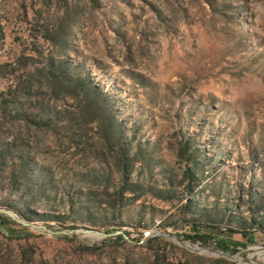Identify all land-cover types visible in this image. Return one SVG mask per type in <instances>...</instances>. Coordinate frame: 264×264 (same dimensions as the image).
I'll use <instances>...</instances> for the list:
<instances>
[{"label": "rangeland", "instance_id": "1", "mask_svg": "<svg viewBox=\"0 0 264 264\" xmlns=\"http://www.w3.org/2000/svg\"><path fill=\"white\" fill-rule=\"evenodd\" d=\"M260 196L264 0H0V264H264Z\"/></svg>", "mask_w": 264, "mask_h": 264}, {"label": "trees", "instance_id": "2", "mask_svg": "<svg viewBox=\"0 0 264 264\" xmlns=\"http://www.w3.org/2000/svg\"><path fill=\"white\" fill-rule=\"evenodd\" d=\"M190 163L187 167H185L183 169V176H184V188L187 191H191L193 189L194 186L198 185L200 183L199 180V175L197 173V162L196 159L194 157H189L187 159ZM133 164V161L131 160L130 165ZM128 164H124V166H127ZM127 168V167H125ZM138 187V183H127L125 180L123 181V184L121 185L120 189H119V194L123 195V193L125 192H133L134 190H136V188ZM160 192H164L166 194H171L173 193L170 189L168 190H163ZM163 194V193H162ZM252 208V212L254 214L253 218H251L249 221H245V223H242L243 227H246L250 230H259L261 232L264 233V199L260 196L257 197L254 200V206L250 207ZM255 212L257 214V216L255 217ZM21 215L28 221L30 220H34V219H39V220H44V221H62L63 220V216L59 215V214H50V213H35L32 210H25L23 212H21ZM183 224L186 225H190L191 228L193 229V234H181L183 237L187 238V239H191V240H198L202 243H207L211 240H214L216 245L219 247V249L223 252H230L232 253V251H236V245L229 243L226 239L224 238H219L216 237L213 234L214 230L215 231H221L218 227H216V225L213 224H204V222H196L193 221L190 218H183L182 220ZM241 223H239L240 225ZM245 225V226H244ZM204 227H207V229L210 230L211 234H207V233H202L201 229H203ZM9 230V229H8ZM230 231H235L236 229L231 228L229 229ZM13 231H16V229H14ZM243 233L245 235H252V231L245 233L246 230H242ZM245 231V232H244ZM149 233H147L148 235ZM120 238H123L122 235H119ZM154 237L150 236V237H145V240L147 241H152Z\"/></svg>", "mask_w": 264, "mask_h": 264}, {"label": "water", "instance_id": "3", "mask_svg": "<svg viewBox=\"0 0 264 264\" xmlns=\"http://www.w3.org/2000/svg\"><path fill=\"white\" fill-rule=\"evenodd\" d=\"M7 214H9V215H11V213L10 212H6ZM12 216V215H11Z\"/></svg>", "mask_w": 264, "mask_h": 264}]
</instances>
